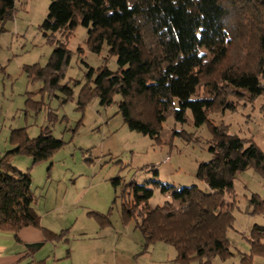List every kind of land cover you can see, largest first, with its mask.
Segmentation results:
<instances>
[{"label":"trees","instance_id":"16d2710c","mask_svg":"<svg viewBox=\"0 0 264 264\" xmlns=\"http://www.w3.org/2000/svg\"><path fill=\"white\" fill-rule=\"evenodd\" d=\"M16 1L0 0V31L4 30L2 22L12 17ZM49 1L41 25L47 38L70 36L81 24L88 30L93 52L99 53L106 45L110 55L117 58V71L102 66L93 87L81 90L77 109L82 111L93 97H98L100 105L110 106L118 95V112L127 127L158 142L169 116L186 123L190 110L196 127L210 125L211 158L197 170L198 180L206 183L210 192L197 185L176 188L158 179L126 184L122 178H115V187L123 185L118 196L122 221L133 222L140 230L144 252L164 243L176 250L175 260L181 264L228 259L232 255L228 231L235 218L225 193L234 195V180L240 172L254 169L264 176V153L252 140L230 135L223 125H214L209 115L235 109L232 97L253 101L264 96V84L259 79L264 66V0ZM58 43L46 66L34 64L24 70L28 82H40V90L48 97L61 91V103L65 104L74 96L71 86L61 85L70 52L65 43ZM93 74L91 69L90 79ZM201 88L205 93H200ZM26 104V112L41 110L31 98ZM55 118L50 112V124L36 138H31L26 128L14 129L10 135L14 148L0 157L2 229L17 234L25 227L40 226L31 175L20 172L12 159L30 156L34 166L61 149L65 142L51 129ZM155 187L169 194L171 200L152 207ZM251 203L255 213L264 214L260 196L254 195ZM111 213L112 208L108 214L90 212L101 227L110 224ZM249 242L251 250L242 264H252L257 255L264 260V225L253 226Z\"/></svg>","mask_w":264,"mask_h":264},{"label":"rangeland","instance_id":"374dc122","mask_svg":"<svg viewBox=\"0 0 264 264\" xmlns=\"http://www.w3.org/2000/svg\"><path fill=\"white\" fill-rule=\"evenodd\" d=\"M49 3V0H17L12 17L2 22L0 157L1 152L10 150V135L14 129L26 128L28 135L36 138L41 129L50 124L49 113L56 114L51 129L56 138L65 142L64 146L51 158L34 166L30 156L13 157V165L20 172L31 175L37 212L55 224L71 218L67 225L73 230L70 238L74 231L100 232L104 254H110L111 235L116 234L119 244L112 260L117 264H150L152 259L144 252L140 230L133 222L124 223L121 219V198L118 196L123 185L115 187L112 181L122 178L126 184L133 181L146 184L158 179L176 188L197 185L210 192L207 184L197 178L199 165L211 158L210 125L196 127L190 110L186 123L169 116L163 123L161 142H158L127 127L118 112L121 99L118 95L110 106L100 105L98 97H93L82 111L77 109L81 90L93 87L102 66L117 71V58L110 55L106 45L99 53L93 52L88 44V30L81 24L70 36L47 38L41 25L48 14ZM58 41L65 43L70 52L61 85L71 86L74 96L65 104L61 103V91L48 97L40 90L43 87L40 82H28L24 70L34 64L46 66ZM91 69L94 74L90 79ZM259 79L264 84V66ZM200 93L205 90L201 88ZM28 98L41 110L26 112ZM231 100L236 108L210 113V122L223 125L230 135L252 140L264 153V96L253 101L238 96ZM175 105L178 108L177 100ZM254 195L264 200V176L254 169L238 173L234 195L225 193L235 218L233 228L228 231L232 255L226 260L216 257L212 264H242L243 257L250 253L251 229L255 224L264 225V214L254 212L251 203ZM170 200L169 194L155 187L150 205L156 207ZM111 208L110 225L101 229L90 212L108 214ZM72 241L68 244L70 248ZM252 264H264V260L259 255L253 256Z\"/></svg>","mask_w":264,"mask_h":264},{"label":"crops","instance_id":"0c3cea01","mask_svg":"<svg viewBox=\"0 0 264 264\" xmlns=\"http://www.w3.org/2000/svg\"><path fill=\"white\" fill-rule=\"evenodd\" d=\"M13 148L14 145H11L10 150ZM7 152H1V156ZM14 163L15 159H12V164ZM38 215L39 227H25L17 234L0 228V264H113L115 262L112 259L115 258L119 244L116 234L111 235L110 254H104V250L101 249L103 244L102 237L99 236L100 232L74 231L70 238V232L73 230L72 226L67 225L71 218L55 224L49 221L46 215L41 213ZM99 227L104 229L100 225ZM56 235H59L58 239ZM70 241L74 242L71 248L68 247ZM36 244L41 246L37 248L34 246ZM146 254L152 259L150 264H181L175 260L176 250L168 244L157 243Z\"/></svg>","mask_w":264,"mask_h":264}]
</instances>
